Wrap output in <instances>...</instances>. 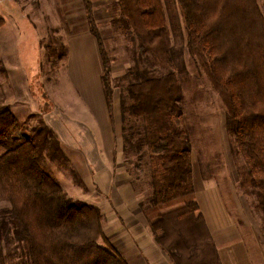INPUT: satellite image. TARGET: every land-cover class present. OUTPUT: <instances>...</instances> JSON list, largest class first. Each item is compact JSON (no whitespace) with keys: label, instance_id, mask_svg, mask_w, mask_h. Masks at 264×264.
Here are the masks:
<instances>
[{"label":"trees","instance_id":"16d2710c","mask_svg":"<svg viewBox=\"0 0 264 264\" xmlns=\"http://www.w3.org/2000/svg\"><path fill=\"white\" fill-rule=\"evenodd\" d=\"M119 1L127 24L141 40L140 58L121 79L128 81L124 92L129 102L121 97L120 111L123 153L136 154L132 164L139 172L146 171L142 168L145 159L151 177L152 193L142 203V212L172 264H199L198 260L221 264L195 197L193 128L185 112L186 64L183 59L179 69L175 67L182 53L178 55L172 43L168 18L176 30L171 6H178L190 57L222 100L232 151L240 159V186L262 218L264 233V15L258 0ZM83 3L90 33L100 48L103 89L113 120L111 66L92 2ZM4 24L0 16V28ZM130 119L135 124L128 128ZM0 149L4 264H130L106 235L101 209L69 196L57 180L51 161L70 162L51 129L28 133L25 124L4 107L0 110ZM176 204H183L185 211L170 219L163 216L165 206ZM194 213L198 216L190 218L185 232L168 229Z\"/></svg>","mask_w":264,"mask_h":264},{"label":"rangeland","instance_id":"374dc122","mask_svg":"<svg viewBox=\"0 0 264 264\" xmlns=\"http://www.w3.org/2000/svg\"><path fill=\"white\" fill-rule=\"evenodd\" d=\"M57 1L60 2L56 4V0L10 1L20 7L22 15H24V18L27 16L28 20L26 23H23L19 15L20 12H17L16 18L20 23L18 25L20 28L18 27L17 29H21L22 31L21 44H19L22 59L28 63L34 62L36 56L40 54L39 58L42 64L40 68L38 67V72L41 74L35 76L32 80V77H29L31 82L29 83L31 88L30 96L34 98V104H36L33 109V106L28 105L27 101H18L22 99L20 96L17 95L15 99L16 93L10 90L11 85L8 76L5 74L3 58L0 54V110L6 107L7 101L11 99V94H14L12 97L14 103L12 107H9L10 111L13 112V109H15L14 114L20 119L18 120L21 123L25 124V131L28 133H33L35 129L43 130L45 127L51 129L48 121V114L52 109V105H50L52 102L50 98V86L56 84L58 86L60 84V76L66 71V57L69 49L68 39L72 33L71 20H69L72 17L70 15L72 12L74 17L77 9L78 13L81 11V14L82 11H85L83 0V4L73 6H69L66 0ZM258 1L264 14V0ZM91 2L93 17L103 41L106 58L111 66L112 87H114L113 105L114 98L120 101L121 97L128 104L129 97L124 92L128 81L121 79L125 77L128 69L134 62L140 58L141 40L127 24V20L123 15L124 5H121V1L91 0ZM0 5L12 17H15L13 15L15 12L10 8L6 0H0ZM171 10L175 14L173 22L175 27L177 26V29L175 30L172 27L171 21L168 18L170 37L178 51V55L182 53V57H177L175 67L179 69V65L182 64L181 61L183 59L186 64V72L183 73L184 81H186L184 90L186 100L185 112L188 122L193 128L192 161L198 173L201 172L204 176L218 178L223 190L227 191L228 195L231 193V200L237 205L234 208L229 207V209L237 217V222L240 224V227H235L233 230L235 238L237 237L238 243H241L242 240L245 241L254 264H264V259H262L264 257V233L261 229L262 218L253 210L251 198L245 195L243 189H241L237 165L240 159H237L232 151L233 138L225 127V107L220 97L211 88L207 77L199 71L195 59L190 57L187 48L185 23L179 7L172 5ZM129 79L134 82L133 78ZM65 87H67L66 80L59 88L61 92ZM128 116L131 118L129 113ZM121 120L123 119L121 118ZM121 122L120 132L123 131L124 126L123 121ZM129 124L134 125L135 120L130 119L127 121L126 125L128 128ZM119 143L122 145L121 150L123 152L122 138ZM1 154L2 150L0 149V156ZM123 155L125 156L124 167L132 176L133 181L143 190L146 196L144 202H146L151 196L152 185L148 167L145 165V159L142 168L146 169V171L139 172L132 164L137 158L136 154ZM57 163L56 160L51 161V166L63 190L73 198H79L86 202H89V199L92 202L95 201L94 188L85 182L86 177L89 176V169L81 172L74 163L75 167L68 162L65 163L66 165ZM183 211H185L184 205L176 204L165 206L162 209V214L170 219ZM197 216V213H194L185 221L168 226V229L170 231L182 230L185 232L188 229L187 225L190 224V218L195 219ZM184 236L188 237L189 235L184 233ZM0 247L3 248L2 243H0ZM12 251H14V248H12ZM207 253L211 254L209 250ZM3 257L4 255L1 252L0 264H4ZM198 261L199 264H207L204 260Z\"/></svg>","mask_w":264,"mask_h":264},{"label":"crops","instance_id":"0c3cea01","mask_svg":"<svg viewBox=\"0 0 264 264\" xmlns=\"http://www.w3.org/2000/svg\"><path fill=\"white\" fill-rule=\"evenodd\" d=\"M6 1L15 12H12L15 17L0 5V16L5 20L0 28L4 71L11 85L10 90L16 93L15 99L20 96L22 99L18 101H27L34 109L36 104L30 96L29 77L32 80L41 74L38 72L42 64L40 54L34 62L22 59L19 47L22 31L17 29L20 23L16 14L20 12L23 23L28 21L27 16L24 18L17 4ZM66 1L69 6L82 3V0ZM58 2L56 0V4ZM80 12L77 9L74 17L71 12L72 18L69 19L72 33L68 39L66 71L60 76L58 86H50L52 109L48 114L49 127L58 137L70 164L76 165L81 172L89 169L85 182L94 188L96 197L93 202L89 199V203L101 209L104 231L126 260L130 264H172L157 245L142 212L141 205L146 196L124 167L125 156L119 143L122 138L120 101L114 98L112 120L103 89L104 65L98 41L90 33L85 11ZM65 80L67 87L61 92L59 88ZM13 96L11 94L6 107H12ZM192 165L196 201L221 264H254L245 241L238 243L233 233L240 224L229 209L237 205L231 200V193L228 195L223 190L218 178L204 176L196 171L193 161ZM1 252L3 254L0 247V256Z\"/></svg>","mask_w":264,"mask_h":264}]
</instances>
